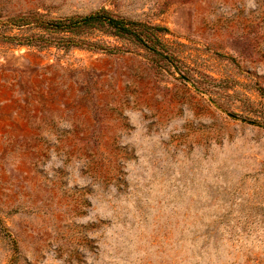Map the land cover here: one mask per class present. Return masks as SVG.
<instances>
[{"label":"rangeland","instance_id":"rangeland-1","mask_svg":"<svg viewBox=\"0 0 264 264\" xmlns=\"http://www.w3.org/2000/svg\"><path fill=\"white\" fill-rule=\"evenodd\" d=\"M100 9L159 54L0 38V264H264V0H0V27Z\"/></svg>","mask_w":264,"mask_h":264},{"label":"trees","instance_id":"trees-1","mask_svg":"<svg viewBox=\"0 0 264 264\" xmlns=\"http://www.w3.org/2000/svg\"><path fill=\"white\" fill-rule=\"evenodd\" d=\"M2 30L18 31L21 34L5 35ZM155 31L166 29L146 27L140 23L116 18L104 9L85 16L66 18H47L37 12L28 11L16 16H7L0 27V38L17 46H33L38 49L54 46L65 51L80 48L106 54L118 52L117 47L91 38V34L101 33L131 40L136 45L159 54L156 49L159 40L153 34ZM262 124L264 126V119Z\"/></svg>","mask_w":264,"mask_h":264}]
</instances>
